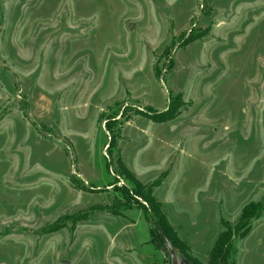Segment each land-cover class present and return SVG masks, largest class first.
Wrapping results in <instances>:
<instances>
[{
	"label": "rangeland",
	"instance_id": "1",
	"mask_svg": "<svg viewBox=\"0 0 264 264\" xmlns=\"http://www.w3.org/2000/svg\"><path fill=\"white\" fill-rule=\"evenodd\" d=\"M147 197L196 264L264 202V0H0V264H169Z\"/></svg>",
	"mask_w": 264,
	"mask_h": 264
},
{
	"label": "trees",
	"instance_id": "2",
	"mask_svg": "<svg viewBox=\"0 0 264 264\" xmlns=\"http://www.w3.org/2000/svg\"><path fill=\"white\" fill-rule=\"evenodd\" d=\"M179 113L178 105L175 104L174 100L171 99L167 105V108L159 113H156V116H153V120L156 122H167L172 119H174ZM114 139H111L110 145H113ZM109 145V146H110ZM108 146V148H109ZM116 168L119 173L124 174L125 178L133 179V182L135 184H138L137 181L134 179V177L131 175L132 173L128 171L124 166V163L121 161L120 156L115 158ZM118 181H114L110 184V186H113L114 183H117ZM125 189V192H128V189L126 186H123ZM134 194L139 196L142 199H146V196H144L143 193L140 191H134ZM148 204L152 205L150 208L149 218L151 222L153 223V230L154 235L151 231V237L150 241L153 243L157 248L160 246V249L165 253L167 257V261L169 264H171L170 254L167 249V246L164 242L163 236H166L168 241L171 244V247L173 248L175 254L178 257H184L187 260H189L192 264L194 263L189 257H187L184 253V251H181L178 248V241L174 238V233L165 221L164 217L161 215L159 209L160 204L157 202L154 197H147ZM144 208V206H142ZM150 207V206H149ZM264 212V202H249L247 203L241 211L240 217L238 222L235 225L227 224L225 221H222L223 230L218 233L216 236L214 243L212 245V249L210 252V261L213 264H228L229 263V254L231 253L232 249V242L236 238H243L248 233L252 221L259 218L262 213ZM248 224H246V223ZM244 223V224H243Z\"/></svg>",
	"mask_w": 264,
	"mask_h": 264
},
{
	"label": "water",
	"instance_id": "3",
	"mask_svg": "<svg viewBox=\"0 0 264 264\" xmlns=\"http://www.w3.org/2000/svg\"><path fill=\"white\" fill-rule=\"evenodd\" d=\"M164 242L167 246V249L169 251L170 254V259H171V264H192L189 260H187L184 257H178L173 248L171 247L170 242L168 241L166 236H163ZM61 264H69V261L66 259H61Z\"/></svg>",
	"mask_w": 264,
	"mask_h": 264
}]
</instances>
